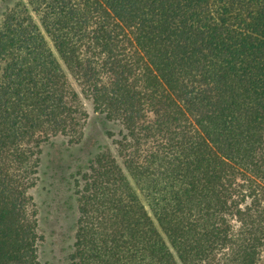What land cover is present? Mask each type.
Masks as SVG:
<instances>
[{
	"label": "trees",
	"instance_id": "16d2710c",
	"mask_svg": "<svg viewBox=\"0 0 264 264\" xmlns=\"http://www.w3.org/2000/svg\"><path fill=\"white\" fill-rule=\"evenodd\" d=\"M0 6V264H41L32 190L85 100L110 146L71 155L70 264L261 263L264 0Z\"/></svg>",
	"mask_w": 264,
	"mask_h": 264
},
{
	"label": "rangeland",
	"instance_id": "374dc122",
	"mask_svg": "<svg viewBox=\"0 0 264 264\" xmlns=\"http://www.w3.org/2000/svg\"><path fill=\"white\" fill-rule=\"evenodd\" d=\"M3 13L0 6V21ZM85 105L90 119L84 148L76 147L70 152L63 138H54L44 147L41 177L32 190L39 212L40 232L44 235L39 247L41 264H70L68 255L74 242L77 220L76 199L70 184V175L77 167L71 158L72 153L84 161L102 144L110 146L106 136L110 125L94 112L86 100ZM260 264H264V256Z\"/></svg>",
	"mask_w": 264,
	"mask_h": 264
}]
</instances>
